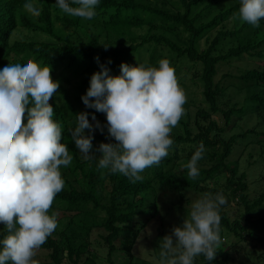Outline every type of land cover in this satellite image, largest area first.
Returning <instances> with one entry per match:
<instances>
[{"label":"trees","instance_id":"trees-1","mask_svg":"<svg viewBox=\"0 0 264 264\" xmlns=\"http://www.w3.org/2000/svg\"><path fill=\"white\" fill-rule=\"evenodd\" d=\"M228 1L100 0L89 20L63 13L55 0H39V12L27 9L23 0H0V60L28 56L50 65L59 87L49 103L63 126L62 142L73 155L69 166H61L64 187L49 213L62 216L57 215L56 229L40 246L47 253L36 254L40 263L100 264V250L91 248L98 228L109 264H136L132 249L138 235L152 219L163 217L161 195L176 197L167 206L176 211L184 210L190 193L221 191L226 196L220 208L221 243L213 261L202 255L197 260L264 264V188L252 197L249 173L240 170L242 155L254 157L257 149L258 158L248 159V165L256 164L257 180L264 181V19L258 26L242 22L235 15L239 0ZM162 58L174 68L179 86L188 77L196 86L186 95L185 111L170 133L174 143L168 155L136 182L98 169L95 159L79 153L69 133L77 112L86 111L94 125L92 153L101 155L96 151L100 142H115L107 134L103 112L81 100L91 74L101 64L117 75L121 62L157 66ZM238 61L249 63L235 68ZM92 113L103 131L95 127ZM254 116L258 120L252 123ZM201 142L205 151L197 162L199 175L192 178L184 165ZM88 204L105 213L96 225L86 220ZM117 257L125 261L119 263Z\"/></svg>","mask_w":264,"mask_h":264},{"label":"clouds","instance_id":"clouds-1","mask_svg":"<svg viewBox=\"0 0 264 264\" xmlns=\"http://www.w3.org/2000/svg\"><path fill=\"white\" fill-rule=\"evenodd\" d=\"M23 3L32 12L40 11L39 0ZM55 3L65 14L90 20L100 0ZM235 15L258 26L264 19V0H239ZM58 87L49 64L28 56L0 60V264H40L37 250L57 227V214L49 209L64 187L61 166L73 160L62 142L63 126L53 118L49 103ZM81 100L87 108L105 113L107 134L115 142H100L96 151L101 155L95 156L94 125L90 114L80 111L69 129L79 153L95 159L98 169L136 182L143 180L146 168L168 155L174 143L170 133L185 111L186 95L169 60L162 58L157 66L121 62L117 75L101 64ZM91 116L103 131L95 114ZM204 151L201 142L184 165L187 176L199 175L197 162ZM225 203L221 191L203 192L194 199L182 223L159 240L162 264H195L201 255L213 261L221 243L220 208Z\"/></svg>","mask_w":264,"mask_h":264},{"label":"rangeland","instance_id":"rangeland-1","mask_svg":"<svg viewBox=\"0 0 264 264\" xmlns=\"http://www.w3.org/2000/svg\"><path fill=\"white\" fill-rule=\"evenodd\" d=\"M228 0H225V3H228ZM230 25V24H229ZM147 29H142L139 30L140 33L145 32ZM24 33H26L25 31H23ZM248 61H238L235 62V68L237 65H243L245 66V64H248ZM226 70H228V68H222L220 70V73L217 75V78H220L222 73L225 72ZM187 79V78H186ZM192 80L188 77L187 82L183 84V87L180 86L184 92L185 95H188L193 89H195V85L192 84ZM74 83H70L68 84L70 88H72V85ZM192 84V85H191ZM72 90V89H71ZM72 93H75V91L73 90ZM197 97L201 98V88H197ZM104 118H106L105 113H103ZM258 120L257 117H253V120L251 121L252 123L256 122ZM243 144V143H241ZM237 153L239 154L240 149H236ZM253 153L255 154L254 157L249 158L248 157V152H245L242 157H241V163H240V170L243 171H247L249 173V182H250V189L249 192L251 193V196H256L259 194V191L261 189L264 188V181L261 182L260 180H257L259 177V169L256 167V164H251L248 165V159H250L251 161L254 160L255 158H258L259 155V151L257 152V149H255L253 151ZM200 195V193H190L189 194V202L184 201V210L181 209H168L167 206H170V202H175L177 199L176 197L171 194L168 196H163L161 195V209L164 212L163 217L159 218H155L152 219L147 227L145 229H143L140 234L137 237L136 243L133 246L132 252L134 254V260L136 262V264H162L161 261V257H160V248H159V240L160 238H162L165 234H170L171 233V229L174 225H179L182 223V220L184 218L181 217L182 215H186L190 205L192 203V201L194 199H196L198 196ZM172 205V204H171ZM86 210L89 212L88 216L85 215L86 220H88L90 222V224L92 225H96L97 221H100L101 219L105 218V213L103 211L98 210V208L94 207L93 204H88ZM169 211V214L165 213L166 211ZM162 212V213H163ZM55 213L58 216H62V212H56ZM84 217V218H85ZM66 222V218L64 217L63 219H61V225H63ZM136 228V227H135ZM102 232V230L95 228L92 236H91V240L93 241V246L91 248H98L100 250L97 257V260L100 262V264H109V262L106 260L107 257V249L102 250L101 248V244L100 242L102 241V239L100 238L99 234ZM83 241H87L88 238L87 237H82ZM103 245V244H102ZM242 250V249H241ZM45 254L47 253V250L45 249H41L39 248L37 250L36 254ZM244 255V250L241 251V253H239V257L241 258V256ZM195 260H197V258H195ZM117 261L120 263L124 262L125 260H121L120 258L117 257ZM203 262L200 260H197L195 264H202ZM40 264H44V263H40ZM228 264H235V262L233 261V263H228Z\"/></svg>","mask_w":264,"mask_h":264}]
</instances>
